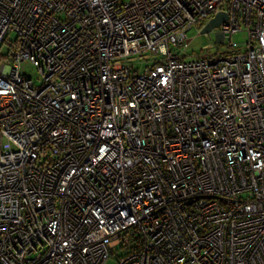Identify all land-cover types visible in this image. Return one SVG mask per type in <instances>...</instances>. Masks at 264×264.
Masks as SVG:
<instances>
[{
    "label": "built area",
    "instance_id": "obj_1",
    "mask_svg": "<svg viewBox=\"0 0 264 264\" xmlns=\"http://www.w3.org/2000/svg\"><path fill=\"white\" fill-rule=\"evenodd\" d=\"M221 12L217 36L246 31L244 49L171 50ZM118 248L264 264V0H0V264Z\"/></svg>",
    "mask_w": 264,
    "mask_h": 264
},
{
    "label": "rangeland",
    "instance_id": "obj_2",
    "mask_svg": "<svg viewBox=\"0 0 264 264\" xmlns=\"http://www.w3.org/2000/svg\"><path fill=\"white\" fill-rule=\"evenodd\" d=\"M201 27V25H195L190 28L187 32L186 41L181 46L171 45V50L180 54L183 60L189 61L197 58L200 54H219L225 52L230 48V45H233L231 47L232 49H235L236 46H240L244 49L249 41L247 32L241 31L230 35L226 41L220 43L217 40V35L219 33L218 29H213L208 34H202ZM11 38L14 39L15 36L13 35ZM6 49L7 47H3L2 52H5ZM158 57L159 56L157 54L147 51L144 54H135L134 56L128 58V62H130L135 69H141L151 64L152 60ZM21 71L33 78L37 85L40 84L41 74L37 68L32 66L30 63L24 62L21 65ZM115 251L117 252H113L105 264H118L120 258L126 254L124 249L118 248Z\"/></svg>",
    "mask_w": 264,
    "mask_h": 264
},
{
    "label": "water",
    "instance_id": "obj_3",
    "mask_svg": "<svg viewBox=\"0 0 264 264\" xmlns=\"http://www.w3.org/2000/svg\"><path fill=\"white\" fill-rule=\"evenodd\" d=\"M228 19V14L225 12L218 13L214 18H212L203 28L201 33L202 34H208L213 29H218L221 24ZM218 42L222 43L221 38L217 36Z\"/></svg>",
    "mask_w": 264,
    "mask_h": 264
},
{
    "label": "trees",
    "instance_id": "obj_4",
    "mask_svg": "<svg viewBox=\"0 0 264 264\" xmlns=\"http://www.w3.org/2000/svg\"><path fill=\"white\" fill-rule=\"evenodd\" d=\"M229 50V51H228ZM227 51L225 52H222V54H232L233 52L236 51V49H234L235 51H233L232 49L230 50V48L228 49ZM238 51H241V50H238Z\"/></svg>",
    "mask_w": 264,
    "mask_h": 264
}]
</instances>
